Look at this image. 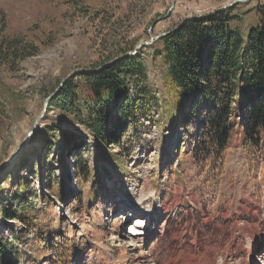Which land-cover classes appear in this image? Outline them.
<instances>
[{"label": "rangeland", "instance_id": "1", "mask_svg": "<svg viewBox=\"0 0 264 264\" xmlns=\"http://www.w3.org/2000/svg\"><path fill=\"white\" fill-rule=\"evenodd\" d=\"M232 1L0 0L5 25L0 38L22 37L39 49L11 68L0 65V170L9 176L0 182V199L12 205L14 191L25 184L20 196L31 197L34 225L43 229L44 239L51 232L55 240L62 237L55 254L27 235L21 220L0 218V237L12 246L18 264H58L69 260L70 250L79 251L72 264H264V147L250 155L234 127L217 193L204 204L182 130L171 126L165 110L166 68L154 57L161 44L135 50L140 42L166 35L182 21L211 16ZM262 5L264 0L233 5L231 14L239 20L232 27L246 36L259 25ZM128 53L142 56L144 85L158 105H149L119 145L106 147L79 124L88 120L82 101H72L63 112H45L37 131L27 136L46 100L67 80ZM61 135L70 138L64 158L57 142ZM31 141L34 151L19 164H6ZM79 141L86 147H72ZM80 158L87 178L76 167ZM98 174L99 189L106 191L99 202L92 191ZM48 176L65 186L63 198L57 185L47 186ZM148 209L155 213L149 219L141 216ZM69 247L74 250H65Z\"/></svg>", "mask_w": 264, "mask_h": 264}, {"label": "trees", "instance_id": "2", "mask_svg": "<svg viewBox=\"0 0 264 264\" xmlns=\"http://www.w3.org/2000/svg\"><path fill=\"white\" fill-rule=\"evenodd\" d=\"M235 8L183 21L177 29L156 41L161 48L154 51V57L166 68L164 87L169 98L165 106L168 121L172 127L179 126L182 130V143L188 148V158L197 170L196 193L202 194L204 204L209 194L217 193L215 186L222 179L224 154L234 127L241 130L243 147L250 155L264 147V5L257 8L259 25L246 36L232 27V23L239 20L231 14ZM4 30L5 25L0 22V33ZM38 53L39 49L22 37L0 38V65L11 68L14 62ZM146 80L142 56L121 55L67 80L51 98L46 112L52 108L63 112L73 107L72 101H82L87 106L88 120L84 123L80 119L79 124L106 147L119 145L129 127L137 125L149 105H158L144 85ZM80 94L84 99L79 98ZM61 138L57 142L64 158L69 151L65 149L70 138L64 135ZM32 141L15 162L19 164L34 151ZM75 143H72L75 149L81 145L86 147L81 141ZM76 167L84 178L89 176L83 159L77 160ZM250 169L251 173H257L256 166ZM98 176L93 179L92 191L99 202L100 198L104 200L102 194L106 191L99 189ZM8 177L0 170V182H8ZM45 183L48 187L57 185L60 198L64 197L65 186L56 178L48 176ZM1 189L0 184V198ZM24 190L25 184L20 183L14 191L13 204L8 207L0 199L1 220H21L27 235L32 234V239L38 243H47V248L57 254L62 247L61 235L55 240L56 234L51 232L44 239L43 229L31 220V197L20 196ZM78 253L70 250L69 260L65 258L58 264H72L70 260ZM0 264H18L12 246L2 237Z\"/></svg>", "mask_w": 264, "mask_h": 264}, {"label": "water", "instance_id": "3", "mask_svg": "<svg viewBox=\"0 0 264 264\" xmlns=\"http://www.w3.org/2000/svg\"><path fill=\"white\" fill-rule=\"evenodd\" d=\"M247 1H250V0H234V1H232L230 4H228L227 6H224V7H222V9H219V10L221 11V10H224V9H226V8H230V7H232V6L235 5V4H238V3H245V2H247ZM182 22H183V21H182ZM182 22L178 25V27L181 26ZM178 27H177V28H178ZM177 28H175V29H177ZM175 29H173V30H175ZM164 36H165V34H162V35H160V36H158V37H155V38L151 37V38H150V41H149L148 43H146V42H140V43L137 45V47L135 48V50H138L139 48H141V47H143V46H148V45L152 44L154 41H157L158 39H160L161 37H164ZM131 55H134V53H133V54H132V53H128V54H126V56H131ZM81 72H83V71H80L79 73H81ZM74 74H75V73H74ZM64 82H65V81H64ZM64 82H62V83L59 85V87H60ZM51 97H52V96H51ZM51 97H49V98L46 100V102L44 103V105H43V110H42L40 116L37 117V118L35 119L34 124H33V128H32V130H31V132L27 135L28 137L37 131V129H38V124H39L40 120L43 118V115H44L45 112H46V109H47V106H48V101L51 99ZM25 141H26V140H25ZM23 146H24V144L20 147V149H21ZM19 151H20V150H19ZM19 151H18L17 154H15V155H13L12 157H10V158L8 159V161H7L6 164H9V163H11L12 161H14V159H15V158L17 157V155L20 153ZM2 166H4V164H3ZM2 166H1V167H2Z\"/></svg>", "mask_w": 264, "mask_h": 264}, {"label": "bare ground", "instance_id": "4", "mask_svg": "<svg viewBox=\"0 0 264 264\" xmlns=\"http://www.w3.org/2000/svg\"><path fill=\"white\" fill-rule=\"evenodd\" d=\"M151 213H152L153 215L155 214L154 211H152L151 209H148V211H145L144 213H142L141 216L144 217V218H148V219H149ZM153 215H151V217H152ZM140 226H145V225H143V224H141V223H137V224H136V227H140Z\"/></svg>", "mask_w": 264, "mask_h": 264}]
</instances>
